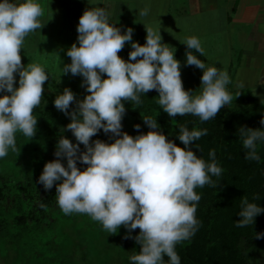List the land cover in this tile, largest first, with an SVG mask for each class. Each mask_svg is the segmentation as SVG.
Returning a JSON list of instances; mask_svg holds the SVG:
<instances>
[{
	"label": "clouds",
	"instance_id": "9594fccd",
	"mask_svg": "<svg viewBox=\"0 0 264 264\" xmlns=\"http://www.w3.org/2000/svg\"><path fill=\"white\" fill-rule=\"evenodd\" d=\"M149 13L147 7L139 11L142 17ZM42 14L36 0H0V93H6L0 95V159L10 149L15 151L17 132L29 138L37 133L33 110L41 103L49 75L37 64L23 65L20 53L25 39L44 27L39 20ZM77 32V42L66 52L71 63L64 64L62 71L63 75L81 76V87L90 94L82 101L68 88L56 95L54 107L71 119L62 132L70 131L77 143L61 135L54 152L57 159L45 164L37 183L44 191L55 186L56 203L64 215H86L113 235L121 227L126 229L124 239H134L141 249L129 257V264H181L177 245L190 240L201 226L196 212L202 197L195 190L215 186L212 177H220L223 169L215 162L214 150L209 152L212 163L190 150L207 135L206 129L182 127L177 139L184 148L159 131L157 120L143 119L155 130L147 134L133 138L123 132L124 102L139 104L141 94L155 90L159 108L169 117L191 114L207 122L233 100L226 87L231 83L229 73L207 66L187 51L186 66L203 70L202 90L193 95L183 87L181 63L162 43L161 28L146 29V43L141 46L133 42L132 28L121 34L120 28L110 24L105 7L86 10ZM126 44L133 49L128 61L118 55ZM183 44L205 56L198 37H189ZM17 74L19 86L15 87ZM260 124L264 126V118ZM134 127L140 131L139 124ZM101 130L110 133L114 143L92 141ZM239 133L246 150L244 159L259 163L257 147L264 143V128L242 126ZM80 145L85 151L81 152ZM65 159L66 166L61 162ZM78 163L87 165L86 169L81 171ZM254 198L260 201L264 196ZM262 213L264 208L243 197L235 226H253ZM136 229L140 232L133 237ZM254 238L264 239V233H254Z\"/></svg>",
	"mask_w": 264,
	"mask_h": 264
},
{
	"label": "trees",
	"instance_id": "16d2710c",
	"mask_svg": "<svg viewBox=\"0 0 264 264\" xmlns=\"http://www.w3.org/2000/svg\"><path fill=\"white\" fill-rule=\"evenodd\" d=\"M56 95L43 94L40 105L33 110L38 120L35 137L19 133L18 140L28 145L18 148L13 156L22 160L21 174L12 181L0 170V245L10 255V264H129V257L141 249L134 239H124L126 229L121 227L113 235L86 215H64L56 203L55 186L44 191L37 183L45 164L57 159L54 152L61 135L77 143L70 131L62 132L71 119L54 107ZM140 100L139 104L124 102L125 115L133 118V126L123 132L133 138L147 134L155 130L148 128L143 119L157 120L159 131L184 148L177 139L182 127L189 131L206 129L207 135L194 142L190 150L206 163L213 162L209 152L214 150L215 162L223 169L220 177H212L215 186L195 190L202 197L196 212L201 226L190 240L177 245L181 264H251L250 256L262 240L255 239L254 233H264V213L256 217L253 226L237 228L235 222L240 219L237 214L243 197L264 208V198H254L257 194L264 196V143H258L259 163L245 160L239 128H264L260 124L264 106L247 93L235 108L224 107L215 118L201 122L191 114L169 117L151 91L146 96L141 94ZM75 107L74 103L69 111ZM137 124L140 131L134 127ZM110 137L101 130L91 140L114 143L115 138ZM80 150L85 151L83 145ZM61 162L66 166V159ZM77 166L81 171L87 167L80 163ZM139 232L136 229L131 235L135 237Z\"/></svg>",
	"mask_w": 264,
	"mask_h": 264
},
{
	"label": "crops",
	"instance_id": "0c3cea01",
	"mask_svg": "<svg viewBox=\"0 0 264 264\" xmlns=\"http://www.w3.org/2000/svg\"><path fill=\"white\" fill-rule=\"evenodd\" d=\"M36 2L43 10L39 20L44 27L25 39L20 54L23 65L37 64L48 73L49 80L44 84L43 94H62L64 89L68 88L76 94L78 101H82L90 94L81 87L83 80L81 76H72L71 73L63 75L62 68L64 64L71 63L66 52L77 42V26L83 13L93 7H105L109 13L110 24L120 28L121 34L132 28L134 30L132 40L141 46L146 43L148 28L153 30L161 28L162 43L169 47L173 39L169 40L168 37L174 36L177 42L175 31L183 29V26L178 27L177 23L184 21L185 18L186 20L192 18L190 22L205 18L204 21L210 23L209 29H214L217 22H222L224 46L227 48L225 52L228 58L227 68L232 71L230 84L240 82L249 86L246 79L250 77L251 82L255 81L253 87L256 89L249 90L248 87L245 94H252L264 106V102H261V97H264V64L261 63L264 60V0H36ZM155 6L162 7L158 15L165 16L163 22L176 23L170 34H167L168 28L165 24H152L156 20L152 9ZM146 7L150 8L149 15L140 16L139 11ZM194 27L201 28L200 24ZM217 28H221V25ZM131 51V45L126 44L118 55H127ZM235 60L238 61V66L233 70ZM102 78L106 79L105 76ZM16 80L15 87H18V74ZM3 94L6 93H0Z\"/></svg>",
	"mask_w": 264,
	"mask_h": 264
},
{
	"label": "rangeland",
	"instance_id": "374dc122",
	"mask_svg": "<svg viewBox=\"0 0 264 264\" xmlns=\"http://www.w3.org/2000/svg\"><path fill=\"white\" fill-rule=\"evenodd\" d=\"M162 7L160 6H155L152 7L153 12L155 13V15H153L155 17V21L154 23L152 22V24L158 25V24H165V26H167L168 28V33H171V29L173 27L176 26L175 22H170V21H165L163 22V17H165L164 15L161 16L158 15L160 13V9ZM192 18L183 21H180L177 23V26L181 27L183 26L182 30L179 31H175L176 32V37H178L177 42H175V39L173 38L174 36H169L168 39L172 40L171 44H173V46H171L170 44V51L173 52L174 54V58L177 59L178 61H180L181 63V79L183 82V87L186 91H191L193 92V95H198L201 92V77L203 75V70L198 69L195 66H186V52L187 51H192L194 55L197 56L198 59H200L202 62L206 63L207 66L211 67V66H216L217 68H220L221 70H227V72L229 73V77L232 75L229 71V69L227 68L228 66V58L225 55V52L227 50V48L224 46V28H223V23L222 22H217V24H215V28L214 29H209V25L210 23L205 22L204 19H194V21L190 22L189 20H191ZM162 20V21H160ZM201 21L199 22H195V21ZM196 24H195V23ZM200 24V29H197L194 27V25ZM212 25V24H211ZM219 25H221V28H217L219 27ZM190 26V27H189ZM175 34V33H173ZM198 37L201 41V45L204 49L205 52V56H201L198 52H196V50H189L187 49V46L184 45L183 43L186 41L187 38L189 37ZM167 40V39H166ZM209 40V41H208ZM211 45V47H210ZM133 50V49H132ZM121 58H125L124 60H126V58H129V54L127 55H121ZM139 59V58H138ZM221 59V60H218ZM238 61L235 60L233 62V70H236V67L238 66ZM105 77L107 78V76L105 75ZM249 83V86L246 85H242L240 82L234 85L232 84H228L227 90L230 92V94H232L233 96V100L229 105H226L225 107L228 109H232L235 108L237 106L238 103H240L242 100H244L247 96V94H245V91L248 89V87L250 88L249 90H252V88H254V82H251L250 77H248V79H246ZM247 83V85H248ZM246 87V88H245ZM244 88V90H242ZM256 89V88H254ZM253 89V90H254ZM155 94L158 96V92H155ZM252 95V94H251ZM133 126V118L124 115L123 120H122V129L125 131H128L131 129V127ZM19 133H16V149L18 148H27L28 145L26 142H21L18 140L19 138ZM20 146V147H18ZM15 151L13 150H9L8 155L3 158L0 159V170L3 171L6 174H9L11 176V180L15 181L17 179V177L21 174V166H22V160L19 159L18 161L15 160L16 158L13 157ZM10 255H7V250L3 249L0 245V264H10L11 263V258L9 257ZM250 261L251 264H264V239H262L258 245L257 248L254 250V252L251 254L250 256Z\"/></svg>",
	"mask_w": 264,
	"mask_h": 264
}]
</instances>
